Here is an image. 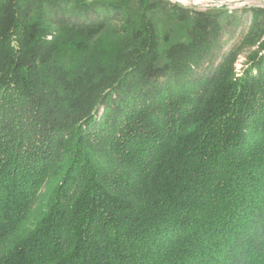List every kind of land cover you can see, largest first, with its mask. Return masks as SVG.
Returning a JSON list of instances; mask_svg holds the SVG:
<instances>
[{
    "label": "trees",
    "instance_id": "trees-1",
    "mask_svg": "<svg viewBox=\"0 0 264 264\" xmlns=\"http://www.w3.org/2000/svg\"><path fill=\"white\" fill-rule=\"evenodd\" d=\"M240 12L236 71L234 14L0 0V264H264V8Z\"/></svg>",
    "mask_w": 264,
    "mask_h": 264
},
{
    "label": "rangeland",
    "instance_id": "rangeland-1",
    "mask_svg": "<svg viewBox=\"0 0 264 264\" xmlns=\"http://www.w3.org/2000/svg\"><path fill=\"white\" fill-rule=\"evenodd\" d=\"M171 3H180L183 7L192 8L193 10L207 11L214 13L221 11L226 15H236L238 19L231 20L224 29L222 40V49L217 56L215 64H218L224 57L230 55L236 71H241L242 66L246 63L248 57L254 53L258 46L259 30L254 32L249 29L250 17L240 10L249 6H258L264 8V0H166ZM170 10L160 11L156 16L158 28L162 37L171 30L174 31L180 25L170 15ZM233 17V16H232ZM113 21L112 23H114ZM58 182L57 177L50 178L41 189L37 197L34 208L26 226H30L42 211L46 208L53 189Z\"/></svg>",
    "mask_w": 264,
    "mask_h": 264
}]
</instances>
